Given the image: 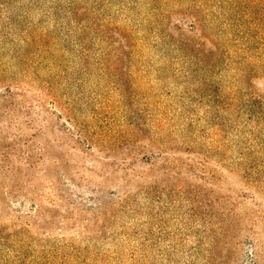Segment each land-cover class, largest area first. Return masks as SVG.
Masks as SVG:
<instances>
[{"label":"rangeland","instance_id":"obj_1","mask_svg":"<svg viewBox=\"0 0 264 264\" xmlns=\"http://www.w3.org/2000/svg\"><path fill=\"white\" fill-rule=\"evenodd\" d=\"M218 3L0 0V236H9L1 259L15 262L12 245L27 234L28 261L264 264V187L242 171L264 161V148L239 152L255 127L223 111L233 123L219 138L196 89H220L202 87L201 62L187 78L193 67L157 37L167 16L176 36L182 18L207 22L199 33L220 32ZM232 73L223 71L227 84ZM256 86L264 91V78ZM137 114L180 173L142 160L160 150L149 135L129 167L127 150L90 153L79 141L80 127L92 137Z\"/></svg>","mask_w":264,"mask_h":264},{"label":"trees","instance_id":"obj_2","mask_svg":"<svg viewBox=\"0 0 264 264\" xmlns=\"http://www.w3.org/2000/svg\"><path fill=\"white\" fill-rule=\"evenodd\" d=\"M218 4L222 9L218 16L222 21L220 32L211 34L201 30L199 33V29L206 25L207 22L196 17V20L191 21L188 24L189 26H187L184 18H182L184 22L175 25V30L177 29L178 31L176 36L174 35V30L169 28V21L166 23L168 16H165L166 18L161 23L162 25L164 23L166 28H162L157 37L159 42H163L169 47H174L177 52L176 57L188 62L191 68L193 67L190 71L187 70V74H184L187 78L196 76L199 69L196 64L201 62L204 75L198 77H204L200 80L202 87L210 90L212 87L217 86L220 89L218 92L215 91L216 93H208L204 89L200 91L196 89L198 92L197 101H203L207 97L211 102L208 103L209 110L207 111L206 120L212 127H216V135L219 138L225 136L226 128L233 123V118H224L222 116L223 111H229L230 114H236L237 117L243 116L242 122L251 123L255 127V131H251L252 134L255 133L254 136L251 138L247 137L246 141H243V137L242 140L239 139L243 146V150L239 152L247 158L250 156L249 150L256 148L253 146L255 143L261 144L262 150L264 148V91L256 86L258 80L264 78V0H219ZM218 17L208 22L209 29L214 25L215 21L219 20ZM186 33L194 35L188 36L185 35ZM196 34H200L199 39L194 37ZM207 44L211 48L206 52ZM193 57L198 59L194 61L192 60ZM223 71H233L231 84H227L223 80ZM228 86L232 89L228 90ZM129 105H131V102ZM125 117V120H128L126 124L123 122L119 128L104 126L100 132L94 133L92 137L86 136L82 129L84 127H80L78 129L80 143L91 151L90 153L94 152L98 146L110 153L118 149L127 150V156L121 158L123 164L127 167H129V164H135V162L141 160L139 155L142 152L137 150L138 148L144 149L141 142L146 135L150 136L148 134L150 130L147 128V122H138L136 120L137 117L142 119L139 114L136 116L130 115V118L128 116ZM189 126H193L192 121ZM188 130L190 131V129ZM150 138L153 140L151 147L157 146L160 150L156 152L158 155L154 157L155 161L151 159L148 152L144 154L145 156L143 155L142 160L153 166L157 164L159 159H163L164 164H175L178 168L179 159L170 160L168 151L163 148L166 145L164 143L161 144L153 136H150ZM223 147H225V144ZM260 151L258 150V152ZM129 159L131 160L130 162H128ZM207 162H209L208 159L202 158L199 164L205 165ZM169 170L172 169L170 168ZM176 171L180 173L182 170L178 168ZM242 171L246 173L244 176L248 177V180H250L249 177L252 174H256L254 180H251L261 182L264 187V161L257 162V160H252L249 166L244 167ZM255 185L261 187L257 182H255ZM179 187V192L182 193V186ZM17 235L19 236L17 238L18 242L15 246L12 245L15 251V262L6 263L4 258H0V264H52L48 262V258L45 259L41 256H38L39 262H37L35 259L37 256L35 255L28 261L26 256L32 254L33 242L28 241L27 234L25 236ZM7 239L9 240V236H0V241L6 240L8 242ZM0 255H2L1 252Z\"/></svg>","mask_w":264,"mask_h":264}]
</instances>
